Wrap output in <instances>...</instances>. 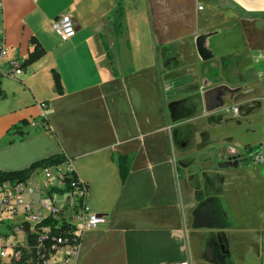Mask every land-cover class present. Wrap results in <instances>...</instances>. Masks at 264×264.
Listing matches in <instances>:
<instances>
[{
    "label": "crops",
    "instance_id": "0c3cea01",
    "mask_svg": "<svg viewBox=\"0 0 264 264\" xmlns=\"http://www.w3.org/2000/svg\"><path fill=\"white\" fill-rule=\"evenodd\" d=\"M64 12L77 25L67 41L53 27ZM34 37L46 53L25 66ZM1 48L23 72L0 74V171L64 153L88 185L85 204L109 217L83 233L80 264H264V163L219 166L220 147L264 151V0H0ZM214 59L221 72L208 77L200 66ZM217 85L238 92L208 112ZM177 94L191 119L169 120ZM191 123L201 136L181 131ZM120 154L131 156L125 180Z\"/></svg>",
    "mask_w": 264,
    "mask_h": 264
},
{
    "label": "built area",
    "instance_id": "2783aa9c",
    "mask_svg": "<svg viewBox=\"0 0 264 264\" xmlns=\"http://www.w3.org/2000/svg\"><path fill=\"white\" fill-rule=\"evenodd\" d=\"M53 27L64 41L77 32L73 16L66 12L53 20ZM22 72V63L1 48L0 74L15 77ZM40 106L45 109L48 103L42 101ZM228 111L237 115L240 109L234 106ZM44 126L47 128L46 120ZM248 157L255 165L264 163L261 148L253 149ZM70 170L74 168L66 157L57 165L33 170L23 181L0 183V264H80L83 233L107 224L109 217L94 212L87 203L80 207L79 221L67 222L70 200L63 199V192L61 199H54V188L65 187V176ZM80 189L87 196V185ZM43 218H50V227H41ZM170 264H189V261Z\"/></svg>",
    "mask_w": 264,
    "mask_h": 264
},
{
    "label": "trees",
    "instance_id": "16d2710c",
    "mask_svg": "<svg viewBox=\"0 0 264 264\" xmlns=\"http://www.w3.org/2000/svg\"><path fill=\"white\" fill-rule=\"evenodd\" d=\"M120 16L123 14L122 9L119 11ZM32 42L35 44L34 49L29 53L27 59H25L24 61V65H30L33 62L37 61L38 59H40L42 56L45 55L46 53V49L45 47L41 44V42L34 37L32 39ZM54 79H55V83H56V87L58 90V93H62L63 92V85L61 82V78L58 72H54ZM2 94V90L0 88V96ZM26 123V122H25ZM13 129L20 134V138L19 139H15V141L23 139L26 134L20 130V125H16L13 127ZM254 149V147L249 146L248 149H246V151L250 152ZM66 159V155L64 153H57L54 155H50L48 157L39 159L37 161H34L30 166L24 168V169H19V170H9V171H0V183L4 182V181H11V182H17V181H23L25 180L29 174L40 167H44V166H51V165H57L59 163H62L64 160ZM117 162L119 165V169H120V174H121V178L123 180L126 179L129 170H130V164H131V156L130 155H126V154H120L117 157ZM65 181H66V185L64 188H61L60 191L61 192H65V191H74V192H69V198L67 200H70V207L71 204H75L78 201H80V205L77 206L76 210L74 208L72 216L67 218V222H72V219L74 218V216L80 211V207H83L84 205V199L82 197V192L80 187L85 184L87 185V183L83 182L80 177L78 176L77 172L75 170H70L66 173L65 176ZM88 187V185H87ZM42 226V225H41ZM44 226H50V218H47V220L44 222Z\"/></svg>",
    "mask_w": 264,
    "mask_h": 264
},
{
    "label": "water",
    "instance_id": "95a60500",
    "mask_svg": "<svg viewBox=\"0 0 264 264\" xmlns=\"http://www.w3.org/2000/svg\"><path fill=\"white\" fill-rule=\"evenodd\" d=\"M218 82L219 81H211V80H208L207 78H203L202 87H208V86H211L214 83H218ZM184 83H185V81L181 82L178 85H175V87L177 88L178 86H181V85L183 86ZM172 86L173 85L171 83L170 84L166 83L165 89L168 91V90H170V88H172ZM197 90H201V87L199 85L197 86ZM229 91L231 93L238 92V90H235V91L231 90L230 87H228L227 85H217L215 88H212V89L206 91L204 94V98L206 100L207 111L213 112L215 110H218L220 107H222L224 101L218 102V101H215L213 99L217 94L221 93L222 95H225V93H227ZM180 102H181V100H172L168 105L169 110L171 111V113L175 119H179V118H181V117H183L189 113L188 110L178 112V113L175 112V106L178 105ZM219 152H220V159H221L219 166L225 167V168L240 167L241 166L240 160L248 157V154L245 151V149L244 150L239 149V148L234 147L232 145L220 147ZM221 153H223L222 156H221ZM193 176L194 175H191L189 177V179L191 180L193 178Z\"/></svg>",
    "mask_w": 264,
    "mask_h": 264
},
{
    "label": "rangeland",
    "instance_id": "374dc122",
    "mask_svg": "<svg viewBox=\"0 0 264 264\" xmlns=\"http://www.w3.org/2000/svg\"><path fill=\"white\" fill-rule=\"evenodd\" d=\"M167 60H168V62H171L172 59L170 58V59H167ZM217 62H219V60L217 61V60L214 59V60L209 61V62H207L205 64H202L200 66L201 67V70L203 72H205V69L207 68V71H209L208 74H207V76L208 77H214V76H216V74H219L221 72L220 69L216 67L217 66ZM226 64H229V62H226ZM171 66L172 65H169V63L164 64V67L170 68ZM172 67H175V66L173 65ZM178 74H181L180 76H182L183 73L181 72V73H178ZM184 78L185 77H183V79ZM178 97H180L179 94L174 95V96H169L168 97L169 100L167 99V101L169 102L170 100L172 101L173 99H178ZM191 97L193 98L192 100H193V103L195 105L194 108H193V114H196L199 111H202V109H203L202 96L199 95L198 92H197V93L193 94ZM185 102H186V100H185ZM251 109H252V111L255 110L254 107L251 108ZM240 112L242 113V110ZM168 117H169V120L175 121V119L173 118V116H172V114H171V112L169 110H168ZM220 118H221V116L219 114H213V115L209 116L207 119L210 120V121H213V122L217 123V121ZM189 119H191V118H190V115L188 113V115H186L184 117H181V118H179L177 120L178 121H185V120H189ZM195 120L200 121L201 119L200 118H197ZM230 123H234L233 118H228V126L230 125ZM180 129H181V131L188 133V134H186V136L188 135V136H194V137L201 136L202 130H203L200 125H196V124H192V123L191 124H186L185 126L181 127ZM215 133L217 134V131H215ZM216 134H214V135H216ZM228 134L231 135V136L234 135V134H237V130L236 129L233 130V128L230 127ZM188 144H189V142H188ZM188 146H191L194 150H196V149H199L201 147V144L195 142L193 144L190 143ZM60 189L61 188L54 189V191H56V192H54L55 193L54 194V198L55 199H61V191H60ZM69 196H70L69 195V192H63V199H68Z\"/></svg>",
    "mask_w": 264,
    "mask_h": 264
},
{
    "label": "bare ground",
    "instance_id": "6f19581e",
    "mask_svg": "<svg viewBox=\"0 0 264 264\" xmlns=\"http://www.w3.org/2000/svg\"><path fill=\"white\" fill-rule=\"evenodd\" d=\"M54 189H56V188H54ZM54 192H56V191H54ZM58 193V192H57ZM55 194V193H54ZM82 194V197H83V199H84V205H86L85 204V199H86V196H84V194H83V192L81 193ZM55 199V198H54ZM84 205H83V207H84ZM79 219H81V211H79L75 216H74V218L72 219V222H77V221H79ZM47 220V218H43V219H41V227H50V226H44V222Z\"/></svg>",
    "mask_w": 264,
    "mask_h": 264
},
{
    "label": "flooded vegetation",
    "instance_id": "af4514ba",
    "mask_svg": "<svg viewBox=\"0 0 264 264\" xmlns=\"http://www.w3.org/2000/svg\"><path fill=\"white\" fill-rule=\"evenodd\" d=\"M175 100H181V102L175 106V112L178 113V112H182V111H185L187 109H185V100L184 99H175ZM251 151L248 152L247 151V154L250 155ZM223 155V153H221V156Z\"/></svg>",
    "mask_w": 264,
    "mask_h": 264
}]
</instances>
